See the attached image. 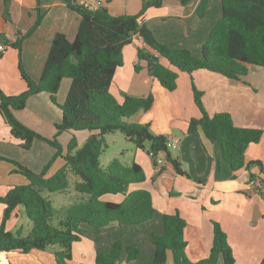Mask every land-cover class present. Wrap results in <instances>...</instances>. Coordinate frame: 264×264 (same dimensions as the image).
<instances>
[{
  "label": "trees",
  "instance_id": "1",
  "mask_svg": "<svg viewBox=\"0 0 264 264\" xmlns=\"http://www.w3.org/2000/svg\"><path fill=\"white\" fill-rule=\"evenodd\" d=\"M62 1L79 15L78 32L73 42L64 33L55 35L38 81L24 71L21 53L24 40L36 31L45 17L39 7L40 0H37V19L29 31L21 34L16 41L0 38L6 48L18 50L19 70L27 86L23 93L14 96L6 95L0 89V114L10 134L23 149L29 150L36 140H40L56 150L52 161L39 174L19 162L7 160L15 167L13 172L24 175L30 183L13 186L5 196L0 197V204L5 205L0 227V254L48 251L59 247L54 253L57 264H71L72 246L81 241L77 230L82 224L97 229L114 223L120 226L142 225L156 214L149 191L130 190L147 180L142 166L137 163L126 166L115 158L107 167H102L100 158L107 148L105 137L108 134L120 132L138 149L149 145L148 152L162 155L174 166L178 175H185L181 163L172 157L167 147L170 137L154 134L149 124L128 121L139 112H148L154 104V95H125L120 102L111 92L115 72L124 65V48L140 39L143 45L137 48L139 62H145L149 74L171 92L177 88L178 74L164 66L162 59L189 75L207 70L242 81L250 67L264 68V0H221L222 18L210 31L199 57L190 50L172 48L160 42L146 26L144 20L148 12L161 8L164 0H142V8L137 15L125 16H113L106 7L90 11L75 0ZM179 1L182 6H187L194 0ZM209 3L210 0H201L197 8L200 18L205 17ZM135 71H141L139 64L135 65ZM65 79H69L71 85L64 103L58 105L57 95ZM193 92L202 117L190 122L188 134L202 131L208 141L220 147L223 160L234 173L250 171L258 166L264 174L260 162H249L246 157L248 147L259 143L263 132L235 126L229 113L209 116L204 108L203 93L194 83ZM40 93L49 94L51 101L62 110V121L56 125L53 139L45 138L16 117V112L25 109L29 98ZM80 131L92 133L81 147L75 136L66 149L59 143L58 138L64 132ZM59 157L64 159L65 165L52 177L46 178L49 168ZM69 172L78 178L75 191L87 195V199L62 211L56 209L42 191L66 192L70 187ZM250 181L260 182L262 188L254 187L253 190L264 200V180L251 174ZM106 195H121L124 199L118 203L104 201L102 198ZM19 206L24 207L33 224L27 236L23 235L22 229L17 233L6 230V223ZM163 226L162 235L152 236L155 247L152 264H166L169 253L174 264H219L220 261L235 264L227 235L219 223L213 222L214 240L209 256L198 262H192L186 255L184 231L187 225L180 214L164 215ZM124 250L120 242H115L109 253L97 254L96 264H121ZM126 251L127 262L140 256L137 248L127 247ZM260 264H264V259Z\"/></svg>",
  "mask_w": 264,
  "mask_h": 264
},
{
  "label": "crops",
  "instance_id": "2",
  "mask_svg": "<svg viewBox=\"0 0 264 264\" xmlns=\"http://www.w3.org/2000/svg\"><path fill=\"white\" fill-rule=\"evenodd\" d=\"M103 2L113 16L137 15L142 8V0ZM200 2L194 0L182 6L179 0H164L161 8L148 12L144 22L160 42L172 48L190 50L199 57L210 31L222 18L221 0H210L203 18L197 14ZM37 7V0H0V38L16 41L21 34L29 31L37 19ZM39 7L45 17L36 31L24 40L21 53L24 71L35 81L42 76L55 35L64 33L73 42L80 24L79 15L62 0H40ZM142 45V41L136 39L124 48V65L115 72L111 92L120 102L125 95H154L152 108L148 112H139L128 121L149 124L154 134L176 139L178 147L171 150V154L179 160L185 175H178L165 157V166L158 170L148 155L149 145L145 149L136 147L133 162L129 165L122 163L126 166L137 163L145 170L147 180L130 190L151 193L156 210L154 218L134 226L114 223L97 229L82 224L77 230L81 241L72 246L71 264H96L97 254L109 253L115 242H120L125 248L121 264H152L155 254L152 236L164 233V215L176 213L186 221V255L192 262L209 256L214 240L213 222H216L227 235L235 264H260L264 259V200L251 188L249 180L251 174L264 180L261 168L254 166L250 171L234 173L223 160L217 144L208 141L202 131L188 134V129L192 120L202 117L195 104L194 83L203 93L204 108L209 116L229 113L235 126L263 132L261 141L248 147L246 157L249 162H260L264 171V68L252 66L242 81H236L207 70L189 75L162 59L164 66L178 74L177 88L171 92L149 74L145 62H139L137 48ZM136 64L141 66L139 73L135 71ZM70 85L69 79L63 80L57 95L58 105L64 103ZM0 89L8 96L19 95L27 89L19 70V52L11 47L0 53ZM16 117L45 138L53 139L56 125L62 121V110L51 101L49 94L40 93L30 97L25 109L16 112ZM86 132L87 135L82 136L83 142L78 139L79 132H64L58 139L67 133L66 145L75 136L81 147L92 135ZM55 153V149L40 140H36L29 150L23 149L10 134L0 114V197L5 196L13 186L30 183L24 175L13 172L15 167L9 161L19 162L39 174ZM64 165V159L57 158L46 178L52 177ZM48 199L56 209L65 211L71 205L86 200L87 195L70 191L69 199L61 206ZM102 199L118 203L124 197L106 195ZM4 210L5 205L0 204V227ZM23 211V206L15 209L6 223V230L17 233L22 229L24 236L31 233L33 224L31 221L28 223ZM127 247L140 250L137 260L127 262ZM59 249L2 252L0 264H57L54 253ZM166 264H174L171 253ZM219 264L224 263L220 261Z\"/></svg>",
  "mask_w": 264,
  "mask_h": 264
},
{
  "label": "rangeland",
  "instance_id": "3",
  "mask_svg": "<svg viewBox=\"0 0 264 264\" xmlns=\"http://www.w3.org/2000/svg\"><path fill=\"white\" fill-rule=\"evenodd\" d=\"M81 133V134H80ZM68 135L67 133L64 134V136H62L59 140V143L64 147H66V141L65 139H68ZM83 135H87L86 131L83 132H79V141L83 142ZM105 141H106V145L107 148L105 150V152L103 153V155L100 158V163L102 165V167H107L108 164L113 160V159H120L121 162H125L131 164V162H133L134 159V152L137 150L136 146L130 142L129 140H127V138H125L120 132H117L115 134H108L105 137ZM54 151V150H53ZM55 152V151H54ZM53 159V157H52ZM52 159H50L46 165L44 166V168L42 170L45 169V167L52 161ZM42 172V171H41ZM75 180H78L77 176H75L72 172H69V183H70V187L68 189V191L65 193H60V192H56V193H51L48 192L47 190H43L42 194L44 197L46 198H50L51 200L54 201V203L56 204V206H61V203L66 202L67 199H69L70 197V191L71 192H76L75 191ZM60 209V208H59ZM62 210V209H60ZM23 215L25 216V218L27 219L28 223H29V218H27L26 213L23 211Z\"/></svg>",
  "mask_w": 264,
  "mask_h": 264
},
{
  "label": "built area",
  "instance_id": "4",
  "mask_svg": "<svg viewBox=\"0 0 264 264\" xmlns=\"http://www.w3.org/2000/svg\"><path fill=\"white\" fill-rule=\"evenodd\" d=\"M78 4L82 5L84 8L89 9L90 11H96L102 7H104L103 0H75ZM6 50V46L0 44V53H4ZM167 147L169 150H174L178 147V142L174 138H170L167 142ZM149 157L155 162L156 168L160 170L166 164V159L160 154H156L153 151L148 152ZM250 186L253 189L254 187L262 188V185L259 181H250Z\"/></svg>",
  "mask_w": 264,
  "mask_h": 264
}]
</instances>
